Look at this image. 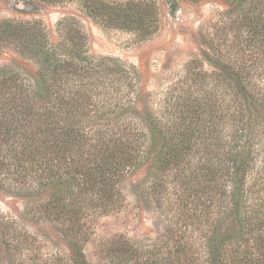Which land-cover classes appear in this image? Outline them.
Instances as JSON below:
<instances>
[{"label":"rangeland","instance_id":"374dc122","mask_svg":"<svg viewBox=\"0 0 264 264\" xmlns=\"http://www.w3.org/2000/svg\"><path fill=\"white\" fill-rule=\"evenodd\" d=\"M96 1L0 0V24L40 21L56 45L62 44L63 33L81 32L82 49L98 69L86 77H70L62 95L80 99L75 92L79 90L88 98L84 118L88 144L102 132L126 129L131 138L138 135L137 151L149 154L146 160L140 155L143 163L119 180L120 203L110 212L83 220L86 237L79 243L66 224L38 212L48 191L45 194L2 167L0 264H80L81 259L86 264H108L105 250L115 238L154 250L168 241L170 233L182 230L195 250H203L204 236L228 235L236 228L233 204L227 199L225 210L219 209L224 198L219 186L227 177L222 173L216 187L205 189L204 170L209 163L219 168L227 162L240 118L242 142L248 145L244 155L247 149L255 155L246 186L264 195V119L257 106L253 111L233 106L230 88V81L264 83V0H177L175 7L174 0H107L152 3L153 14L142 34L96 19ZM249 3L251 13L242 19L241 10ZM0 71V79L10 78L9 71L15 76L6 80L7 85L12 83L8 88L0 83V126H8L17 113L11 99L42 100L46 93L38 66L12 44L0 42ZM248 111L252 114L247 117ZM22 132L16 138L0 137V157L7 166L15 157L12 146L19 152L24 143ZM144 133L146 139L141 138ZM170 147L181 149L183 165L161 172V153ZM160 174L163 187L157 183ZM192 176L197 179L190 182ZM161 252L157 256L164 259L167 253Z\"/></svg>","mask_w":264,"mask_h":264},{"label":"trees","instance_id":"16d2710c","mask_svg":"<svg viewBox=\"0 0 264 264\" xmlns=\"http://www.w3.org/2000/svg\"><path fill=\"white\" fill-rule=\"evenodd\" d=\"M176 2L174 0L172 5ZM95 4L96 19L140 34L146 30L144 27L153 14L152 3L128 1L117 4L97 0ZM251 5L249 3L241 10L244 13L242 19L251 13ZM76 33H63L62 44L56 45L40 21L5 20L0 24V42L16 46L24 57L38 66L41 85L46 93V98L42 100L27 96L22 103H15L11 99L12 111L18 114H12L14 120L10 125L0 126V137L16 138L17 132L23 130L24 143L20 145L19 152L18 147L12 146L15 151L14 168L7 166L5 158L0 157V170L7 167L23 181H30L31 186L41 188L45 194L48 191V198L38 206V212L48 219L66 224V231L79 243L81 238L86 237L83 220L93 213L110 212L120 203L119 180L133 166L141 165L149 153L137 151L139 145L135 143L139 142L138 135L133 134L131 138L125 133L126 129L118 133L102 132L95 142L88 144L87 123L84 121L88 115L85 112L88 98L81 96L79 90L75 92L80 99L62 95L66 90L63 84H68L70 77H84L94 68L98 69L82 49L84 35L79 31ZM106 68H103L104 72ZM11 73L8 72V79L13 80L15 76ZM3 78L0 83L7 85L8 79ZM230 88L233 91V106L237 108L240 105L243 110L250 111L257 106L264 119V83L250 81L242 85L230 81ZM234 114L231 113L232 116ZM250 114L252 112L248 111L247 117ZM240 122L225 155L227 162L223 161L219 168L209 163L204 170L207 173L204 181L208 183L205 189L216 187L222 173L227 177L219 186L220 195L224 196L219 209H224L227 199L232 202L236 228L228 235H219L217 239L204 236L203 250H195L189 244L186 231L182 230L170 233L168 241L163 242L167 250L163 245L154 250L139 249L129 240L115 238L105 250L108 264H264V195L254 193L246 186L255 155L252 149H247L246 157L244 155L243 150L248 145L242 142L245 132ZM141 138L146 139L145 133ZM142 154L146 157L140 161ZM182 160L180 148H163L158 170L164 172L168 167L178 170L183 165ZM160 175L157 183L163 187L165 181ZM191 178L190 182L197 179L196 176ZM213 182L216 184L213 185ZM199 186L194 191L199 192ZM161 250L167 253L164 259L157 256L162 253ZM80 264L86 262L81 259Z\"/></svg>","mask_w":264,"mask_h":264}]
</instances>
